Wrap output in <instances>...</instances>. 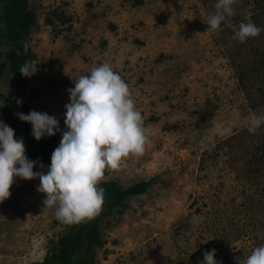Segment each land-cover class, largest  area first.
<instances>
[{
	"label": "rangeland",
	"instance_id": "obj_1",
	"mask_svg": "<svg viewBox=\"0 0 264 264\" xmlns=\"http://www.w3.org/2000/svg\"><path fill=\"white\" fill-rule=\"evenodd\" d=\"M216 3L29 0L36 21L26 47L38 69L26 83L30 111L55 116L67 130V90L108 63L129 85L148 130L142 155L105 169L102 180L150 185L102 220L95 264H199L212 249L218 262L238 264L264 245V125L252 134L245 119L264 113V66L256 65L264 31L245 43L223 22L208 31ZM261 6L236 0L231 23L238 26L249 10L264 29ZM10 78L7 69L0 91L16 100ZM3 106L16 112L0 100L4 122ZM221 127L230 133L220 135ZM39 185L14 177L0 202V264L41 261L70 225L55 206L45 209Z\"/></svg>",
	"mask_w": 264,
	"mask_h": 264
},
{
	"label": "clouds",
	"instance_id": "obj_2",
	"mask_svg": "<svg viewBox=\"0 0 264 264\" xmlns=\"http://www.w3.org/2000/svg\"><path fill=\"white\" fill-rule=\"evenodd\" d=\"M235 3L236 0H217L215 13L204 21L210 26L208 31L226 23L234 32L233 39L245 43L264 29L254 23L249 10H244V19L238 26L232 24ZM37 71V64L33 62H25L19 70L25 77ZM74 85L67 90L70 95L64 114L67 131L62 133L60 145L52 153L46 174L33 171L38 161L26 156L23 138L17 139L14 129L0 121V202L10 197L14 177L38 178L37 191L46 194L45 209L55 206L57 219L66 224H78L98 214L105 202L104 189L98 187L105 169H117L129 155H142L148 131L135 107L129 85L110 64L93 67L90 75L80 76ZM15 115L22 122L31 123L32 135L38 141L60 131L59 120L47 113L32 110ZM245 119L252 134L264 125V113L250 112ZM217 131L225 135L231 128L221 127ZM39 166L44 168L42 162ZM203 255L199 264H222L215 259L216 249L206 250ZM237 261L238 264H264V245L255 247L243 262L240 258Z\"/></svg>",
	"mask_w": 264,
	"mask_h": 264
},
{
	"label": "trees",
	"instance_id": "obj_3",
	"mask_svg": "<svg viewBox=\"0 0 264 264\" xmlns=\"http://www.w3.org/2000/svg\"><path fill=\"white\" fill-rule=\"evenodd\" d=\"M264 8V0H260ZM0 76L9 69L11 83L16 89V100L0 91V100L13 103L14 112L28 114L30 106L26 99V83L28 77L23 76L19 70L25 62H31L34 53L26 47V39L36 21L35 13L29 6V0H0ZM256 65L264 66V54L258 58ZM17 101H22L18 104ZM4 122L15 131L16 138H23L26 156L38 161L34 167L40 168L43 163L48 171L51 165L53 151L60 145L62 133L60 130L54 136L45 135L39 141L32 135V125L22 122L7 107H2ZM257 172L259 167H255ZM261 170V169H260ZM255 171V170H253ZM149 180H142L124 187L115 180H101L98 187L104 189L105 202L98 214L78 224H70L67 230L58 236L52 246L46 251L41 261L34 264H95V249L102 245L99 228L102 220L113 213L116 208L127 206L130 196L138 195L149 187Z\"/></svg>",
	"mask_w": 264,
	"mask_h": 264
}]
</instances>
